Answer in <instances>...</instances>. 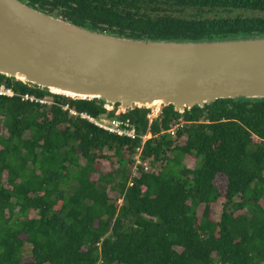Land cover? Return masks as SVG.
Returning a JSON list of instances; mask_svg holds the SVG:
<instances>
[{
    "label": "trees",
    "instance_id": "1",
    "mask_svg": "<svg viewBox=\"0 0 264 264\" xmlns=\"http://www.w3.org/2000/svg\"><path fill=\"white\" fill-rule=\"evenodd\" d=\"M21 1L127 38L264 36V0ZM0 85L15 93L0 95V264H264V99L167 106L149 127L145 108L117 115L149 128L141 146L62 109L114 117L97 99ZM137 149L157 172L131 175ZM112 158L119 167L102 170Z\"/></svg>",
    "mask_w": 264,
    "mask_h": 264
},
{
    "label": "water",
    "instance_id": "2",
    "mask_svg": "<svg viewBox=\"0 0 264 264\" xmlns=\"http://www.w3.org/2000/svg\"><path fill=\"white\" fill-rule=\"evenodd\" d=\"M0 75L121 111L255 101L264 99V36L134 39L75 25L21 0H0Z\"/></svg>",
    "mask_w": 264,
    "mask_h": 264
},
{
    "label": "built area",
    "instance_id": "3",
    "mask_svg": "<svg viewBox=\"0 0 264 264\" xmlns=\"http://www.w3.org/2000/svg\"><path fill=\"white\" fill-rule=\"evenodd\" d=\"M0 95L12 97L15 95V93L12 91L11 88H7L4 85H0ZM22 100H28L30 102L38 101V102L44 103L43 100H37L34 97L29 96V95L22 96ZM104 108L108 112L113 110V107H111L109 110L106 108V106H104ZM62 109L66 110L71 116H75V117H79L81 119H84V120L88 121L89 123H91L92 125H94L95 127L99 128L103 131H106L107 133L113 134L117 137L126 138V139H129L132 141L136 140V139H140L141 146L145 143V141H147L148 139H150L152 137L150 132H149V128L147 129V131L145 133H141L138 131L136 125L129 118H120L117 116L119 114L126 113L129 110L121 111L120 113H115L114 117H107L104 114V115H101L98 118H96V117H93V116H91L85 112L78 113L75 110L70 109L67 105L62 107ZM130 110H132V109H130ZM146 119L148 120V127H149V124L154 119H152L150 121V116L148 115V112L146 113ZM176 128H177V126H174L169 131V134L174 136V131ZM136 154L137 155L135 157L134 166H133L134 171H137V167L143 166L144 171L149 172L151 170V168L147 162H143L141 160L140 149L139 150L137 149Z\"/></svg>",
    "mask_w": 264,
    "mask_h": 264
},
{
    "label": "rangeland",
    "instance_id": "4",
    "mask_svg": "<svg viewBox=\"0 0 264 264\" xmlns=\"http://www.w3.org/2000/svg\"><path fill=\"white\" fill-rule=\"evenodd\" d=\"M50 92V91H49ZM50 93H53V92H50ZM55 94V93H54ZM43 101H44V104H46V105H49L50 103H51V101H52V99L50 98V97H45L44 99H43ZM104 106H106V105H104ZM106 108L109 110L110 108H111V106H106ZM115 108V113H120L121 112V110L119 109V107L117 106V107H113V109ZM136 108H139V107H136ZM145 109H147L148 110V115L150 116V121L152 120V119H156V118H158V117H160L161 116V113H162V109H163V106L162 105H152L151 107H145ZM4 133V131L2 130V128L0 127V134H3ZM129 158V157H128ZM111 164H110V166H109V163H107V162H102V164H101V169L102 170H109V169H113V168H116V167H119V164H117V162L115 161V158H112L111 159ZM192 161H190V160H188L187 161V164L188 165H192ZM127 168H128V166H127ZM130 171H132V174L131 175H134L135 173H136V171H134V169H133V165H130L129 166V168H128ZM158 169H159V164L158 165H156L155 167H153L150 171H154V172H157L158 171ZM134 173V174H133ZM216 184L219 186V187H222V185H223V180H222V178L221 177H218L217 178V180H216ZM74 184L73 183H70V187L69 188H71L72 186H73ZM109 196L111 197V198H115L116 196H117V194L116 193H112V192H110L109 191ZM235 200H237V198H235ZM118 202H120V201H118ZM261 204L264 206V202H261ZM201 210H202V206H200L199 207V209H198V211H197V214L198 215H200L201 214ZM216 211H218V210H216ZM214 212V216H216L217 214H218V212ZM29 249V248H28ZM28 252V250L27 249H25V253L24 254H26Z\"/></svg>",
    "mask_w": 264,
    "mask_h": 264
},
{
    "label": "bare ground",
    "instance_id": "5",
    "mask_svg": "<svg viewBox=\"0 0 264 264\" xmlns=\"http://www.w3.org/2000/svg\"><path fill=\"white\" fill-rule=\"evenodd\" d=\"M152 105H156V104H152ZM152 105H151V106H152Z\"/></svg>",
    "mask_w": 264,
    "mask_h": 264
}]
</instances>
